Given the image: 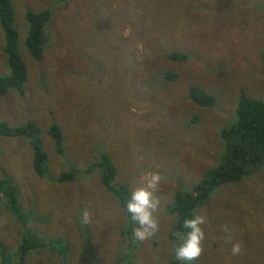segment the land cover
Segmentation results:
<instances>
[{
  "label": "rangeland",
  "instance_id": "1",
  "mask_svg": "<svg viewBox=\"0 0 264 264\" xmlns=\"http://www.w3.org/2000/svg\"><path fill=\"white\" fill-rule=\"evenodd\" d=\"M10 1L27 77L21 94L11 89L0 95V119L10 126L38 125L48 177L33 171L26 138L0 136V255H15L24 219L8 204L12 196L5 191L14 186L27 228L43 241L63 237L68 264H264V160L254 173L213 188L193 211L207 218L198 260L175 259L180 235L166 209L175 191L190 187L219 159V130L232 122L239 91L264 100V0ZM27 9L50 13L39 60L24 45ZM2 47L0 28V74H6ZM172 51L188 58L172 61ZM131 61L142 70L129 75ZM165 70L175 77L162 83L158 75ZM189 85L214 94L215 104L195 105ZM52 122L61 129L62 155L45 133ZM101 151L110 156L117 186L132 189L145 173L162 174L154 194L160 199L154 237H133L128 246L124 212L93 164ZM68 167L75 178L54 182ZM222 225L241 241V255L231 254ZM57 263L48 243L22 257V264Z\"/></svg>",
  "mask_w": 264,
  "mask_h": 264
},
{
  "label": "trees",
  "instance_id": "2",
  "mask_svg": "<svg viewBox=\"0 0 264 264\" xmlns=\"http://www.w3.org/2000/svg\"><path fill=\"white\" fill-rule=\"evenodd\" d=\"M50 13L48 9L31 10L24 12V19L27 23V30L24 38V45L29 56L33 60H39L46 42V24L49 20ZM13 9L10 0H0V28L3 33V47L8 72L0 74V95L5 94L8 90L14 89L18 94L23 91V84L27 77L26 67L16 49L17 33L12 25ZM144 28H149L144 25ZM129 53L125 50V54ZM127 55V54H126ZM172 61H186L188 58L185 53L172 51L167 54ZM141 63L131 61V67L128 74L131 75L141 71ZM160 82L170 80L175 77L170 71L165 70L158 75ZM147 85L144 80L141 84ZM189 99L197 106L211 107L215 104V96L211 92L196 86H187ZM222 140V152L219 159L208 166L192 183L190 187L182 191H175L172 200L167 204L166 209L174 215L172 228L177 233H186L188 229H182L183 220L192 217L193 211L201 206L209 192L222 183H233L239 181L257 171L264 160V100L259 97L247 95L240 90L234 104V118L229 125L223 126L220 130ZM40 128L34 121H26L23 124L10 126L5 120L0 119V136H23L26 138L31 148V167L39 176L46 175L45 153L40 147L37 135ZM46 135L51 140L54 151L62 155V133L58 124L52 122L45 129ZM98 172L99 181L107 192L112 194L118 203L119 208L124 212L125 220L128 225L122 229V233L127 238L129 247L133 246L134 239L132 236L130 213L126 210V202L129 198L131 189L123 185L111 183L114 173V167L111 163L110 156L107 152L101 151L97 161L93 163ZM76 171L68 167L66 171L60 172L53 178L54 182L62 183L72 181L75 178ZM1 183V182H0ZM10 186L5 192H8L11 198H8L10 210L23 217L20 222V237L16 247L15 255L7 258L5 253L0 255V264H22V257L37 247H43L46 243L56 251L57 264H68L66 257L67 243L58 238L50 237L47 241L36 237L25 225L27 211L22 209L15 192ZM2 189L0 188V192ZM24 226V227H23ZM14 260V261H13ZM169 264H175V261Z\"/></svg>",
  "mask_w": 264,
  "mask_h": 264
},
{
  "label": "clouds",
  "instance_id": "3",
  "mask_svg": "<svg viewBox=\"0 0 264 264\" xmlns=\"http://www.w3.org/2000/svg\"><path fill=\"white\" fill-rule=\"evenodd\" d=\"M163 176L159 171H149L143 177V183L131 189L129 198L126 202V210L130 213V219L135 225L132 229V236L137 241L148 240L155 236L159 230V225L154 212L160 206V199L154 195L159 191ZM83 223L90 222V214L82 210ZM207 218L204 214H195L186 217L182 224V229H188L186 233H178L180 242L173 249L175 259L178 261L192 262L198 260L204 252V241L206 232L202 225H206ZM221 231L227 235L223 237L230 244V252L233 256L241 255L243 252L242 243L232 239V232L228 225H222Z\"/></svg>",
  "mask_w": 264,
  "mask_h": 264
}]
</instances>
